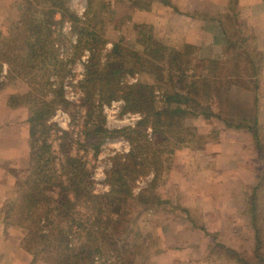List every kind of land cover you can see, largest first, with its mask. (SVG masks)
Masks as SVG:
<instances>
[{
    "label": "rangeland",
    "instance_id": "1",
    "mask_svg": "<svg viewBox=\"0 0 264 264\" xmlns=\"http://www.w3.org/2000/svg\"><path fill=\"white\" fill-rule=\"evenodd\" d=\"M253 1L66 0L65 7L61 10L65 11V17L61 15V11L53 15L57 21L56 37L60 38L57 46L59 45L63 66L51 68L50 73L58 72L63 75L53 87L61 83L64 96L68 101L65 106L58 103L56 110L47 116L48 124L52 126L46 138L48 154L54 157L53 167L59 171L64 163L66 154L61 149L63 143L69 154L78 156L83 161L92 192L96 195L109 192L108 171L121 156L130 153L133 149L126 130L135 127L137 129V124L144 117L141 112L126 110L122 100L105 101L102 104V113L105 118L103 127L111 133L102 135V144L98 152H95L93 148L82 147L81 144L85 139L88 103L80 82L84 79L85 65L90 52L87 48L81 49V47L93 46L101 61L106 62L115 43H120L130 51L142 54L145 45L139 41L146 40L148 36L176 49L183 48L185 42L190 39L191 43L197 41L193 44L199 48L196 52L198 58H212L219 61L221 66L224 64L229 67L226 69L230 73L246 71L248 74L245 75H254L255 72L264 82V59H260V55L264 56L261 52L264 39L256 38L259 24L254 22L258 10L261 9ZM42 6L48 8L46 4ZM42 6L37 0H0V38L5 37L1 42L5 43V51L11 52L17 43L20 44V42L13 44L12 40L8 39L20 17L30 14L33 9L32 17L37 19L41 13H36L35 8H42ZM177 12L184 13L185 18L178 17ZM72 13L77 18L72 17ZM263 13L260 12L257 16ZM80 38L83 39V45L75 48ZM212 39L218 44H215ZM87 40H91L89 45L86 44ZM228 40L237 42L238 48L227 45ZM241 40L245 42L242 43ZM13 55L16 59L18 58L16 52ZM250 59L251 62H249ZM27 61L16 62L15 68L6 62L3 63L0 75L3 83L0 89L1 114L5 113L3 104L5 105L8 101L12 104L9 99L11 93H20V97H17L18 103L29 98V106L32 107L36 105L35 103L47 99L44 90L50 87L48 83L55 78H51L49 82L46 81L43 76L44 67L39 64L40 59L37 60L36 67L28 65ZM199 66L200 69L204 68L203 65ZM152 71V73L137 71L133 74L126 72L123 81L149 82L156 88L157 104H160V100L166 93L178 91L184 95H192L188 85L192 81L193 69L187 70L188 76L184 79L179 78V72L174 73L178 77L174 76L172 79L166 67L162 78L156 70ZM25 74L28 75L26 78H20L26 76ZM17 76L19 78L12 79ZM229 77L230 75L227 76V80ZM240 85L228 91V83L223 82L217 89L221 90L223 99L229 93L231 106L223 109L225 111L223 115L237 118L242 114L252 116V113H258L260 120L258 137L264 141V93L260 94L258 104L254 107L252 102L255 92L242 94L238 89L242 88L244 91V85ZM209 97L207 93H203L196 98L205 107L211 102ZM39 104L43 105L42 102ZM187 108L191 112L197 110L192 103H189ZM200 109L202 112L197 113V117L187 120L188 127H191L187 135L190 140L174 153L166 154L164 162L162 161L163 170L154 188L162 198L161 203L149 211L145 209L148 195L135 199L131 218L124 219V221L128 220V228L131 230L128 237L119 242V247L121 250L122 248L128 250L139 246L133 259L134 264H244L242 260L253 256L255 232L251 215L253 193L251 184L256 181L257 172L238 173L239 170L229 155H239L240 151L242 152L240 155L245 154L248 159H251L254 153H260L256 148L255 138L248 131L247 133L232 132L233 129H230L225 121L216 117V113L221 111L216 105H213L210 110ZM28 110L30 111L29 107ZM29 111L19 112L16 121L22 116L31 115ZM35 130L36 127L28 122V131L25 130L27 141H21L22 150L31 153V156L34 152H32L33 138L38 137ZM141 130L146 134V138L142 139L143 144L149 146L150 143L155 142L150 125L142 126ZM65 132L69 133L66 137H64ZM232 147L241 149L233 152ZM220 149L225 152L220 159V163L224 165L223 169L206 170V162H209L207 158H214ZM260 154L264 156V153ZM210 162L216 165L218 161L210 160ZM257 164L263 166L264 170L263 160ZM254 165L255 163L249 161L248 168ZM28 173L22 174L24 177L21 181L29 176ZM153 179L152 173L137 177L133 181V194L141 195L145 189L151 187ZM63 182H66V179ZM244 184L246 186H243ZM59 191L60 188L56 186L55 190L47 189L46 193L57 197ZM262 207L264 208L263 204ZM76 210L78 213L76 217L90 221L92 209L88 205H79ZM261 219L260 223L264 228V216H261ZM95 235L93 233L94 238ZM124 237L126 234L121 235V239ZM97 241L98 239L95 238L94 245H97ZM24 244L25 251L32 255L25 251L19 254L15 251L7 252L5 247H2L0 256L4 261L7 259V264H10L11 260V264H15L13 257L18 254L15 258L16 264H31L33 250H30L25 242ZM252 260L253 258L250 262H253ZM116 261V257L110 254L109 257L97 258L94 264H116ZM38 264L49 263L39 259Z\"/></svg>",
    "mask_w": 264,
    "mask_h": 264
},
{
    "label": "trees",
    "instance_id": "2",
    "mask_svg": "<svg viewBox=\"0 0 264 264\" xmlns=\"http://www.w3.org/2000/svg\"><path fill=\"white\" fill-rule=\"evenodd\" d=\"M37 1L41 6L46 4L48 8L36 7V13H41L37 19L32 17L33 9L30 14L22 15L15 25V30L8 38L13 44L17 42L20 44L17 43L11 52L5 51V43H1L5 37L0 38V75L5 62L15 68L16 62L28 60V65L36 67L37 60L40 59L39 64L44 67L43 76L46 81L49 82L51 78H55V81L51 79L48 83L50 87L44 90L47 99L46 101L41 100L42 106L39 104L40 101L35 103L34 107L29 106V98L18 103L19 92L11 93L9 97L13 106L24 104L29 107L31 111L29 120L36 127L35 132L38 137L33 138L32 142V152H34L30 158V175L23 179V186L19 189L21 191L18 192L17 197L19 200L9 205L6 218L10 217L17 227L24 230L23 240L29 249L33 250L35 260L42 259L49 264H94L97 258L109 257L113 254L117 260L116 264H134L133 259L139 246L128 250L123 248L121 250L119 247V242L124 241L131 230L128 228V220L124 221V219L131 218L135 199L148 195L145 209L149 211L161 203L162 198L154 188L163 170L162 164L166 154L174 153L176 149L190 140L187 135L191 127H188L187 120L197 117L196 114L202 112L200 108L210 110L213 105H216L221 110L216 113V117L225 121L229 128L248 129L255 137L257 148L264 153V143L262 144L261 138H258L260 134L258 113H252V116L242 114L237 118L225 117L223 109L231 106L229 93L223 99L221 90H217L223 82L228 83V91L234 85L243 84L246 92H255L252 103L256 107L261 96V78L255 72L254 75H245L248 74L246 71L230 73L226 69L229 67L224 64L221 66L219 61L198 58L196 52L199 48L190 41H186L183 48L176 49L148 36L146 40L139 41L145 45L142 54L130 51L120 43H115L113 51L108 55V60L102 62L93 46L81 47L83 39L77 40L75 48H87L90 52L85 65L84 79L80 82L88 103L85 139L81 144L82 147L93 148L95 152H98L102 144V135L111 133L103 127L105 118L102 113V104L105 101L122 100L126 110H135L144 116L137 124V129L135 127L126 130L128 131L127 136L132 141L133 149L130 153L121 156L108 171L107 181L110 184V191L103 195H96L89 188L88 172L80 157L69 154L62 143L61 149L66 155L61 169L57 171L52 165L53 155L48 154L49 147L46 137L52 126L48 124L47 116L56 110L58 103L63 106L68 104L62 84L53 87L63 75L58 72L50 73L51 68L56 69L63 66L59 45L57 46L60 40L56 37L57 21L53 15L65 7L66 0ZM64 13L65 11H61V15L65 17ZM71 16L77 18L73 13ZM90 41L87 40L86 44ZM227 44L238 48L236 42L228 40ZM12 52L18 54L17 59ZM199 65H203L204 68L200 69ZM165 67L169 69L172 79L178 75L179 78H187V70L190 68L194 70L191 74L192 81L188 85L192 95H184L178 91L166 93L160 100V104H157L156 88L149 82L128 83L123 81L126 72L152 73V70H156L161 77ZM176 72L179 74H174ZM25 75L20 78L28 76ZM228 75H230L229 80H227ZM14 78L19 77L12 79ZM2 86L0 76V89ZM203 93H207V97L211 98V102L205 107L196 98ZM26 96L28 97L27 94ZM189 103H192L197 110L191 112L187 108ZM148 125L151 126L155 138V142L153 141L154 143H150L149 146L142 143L146 134L141 130L142 126ZM68 135V132L64 133V137ZM147 141L150 140L147 139ZM151 173L154 176L151 187L145 189L139 196L134 195L133 181L139 176ZM64 179L66 182H63ZM56 186L60 188L57 197L46 193L47 189L53 191ZM152 192L155 193L152 194ZM251 200V215L255 232L253 262H250L251 256L242 262L244 264H264V228L260 223L261 216H264L262 207V204L264 205V176L253 189ZM79 205H88L92 209L89 216L90 221L76 217L78 215L76 209ZM93 233L98 239L97 245H94ZM122 234H126L123 239H121Z\"/></svg>",
    "mask_w": 264,
    "mask_h": 264
},
{
    "label": "crops",
    "instance_id": "3",
    "mask_svg": "<svg viewBox=\"0 0 264 264\" xmlns=\"http://www.w3.org/2000/svg\"><path fill=\"white\" fill-rule=\"evenodd\" d=\"M253 2L257 6H260V9H261V10H258L255 21H254L259 24L257 25L258 30H256L257 33L255 36L257 39H264V13L259 17L257 16L258 13L264 12V0H254ZM196 12L197 11H195V13ZM177 15L180 18H185L186 16L184 15V13H180V12H177ZM187 41H190V39H188ZM212 41L215 44H218V42H216L214 39H212ZM241 41L242 43L245 42V40H241ZM194 42H197V41H193V43ZM261 50H262L261 52L264 54V42L262 44ZM260 57H261L260 59H264L263 58L264 56L260 55ZM207 59H210V58H207ZM234 87L236 86L235 85L232 86L230 90H234ZM238 90L242 94L243 92L247 93L245 89L244 91L242 90V88ZM260 91L261 93H264L263 79L261 80ZM6 104L5 105L3 104V110L5 113L1 114L0 112V251L2 247H5L7 252L15 251L16 253L19 254L25 251V244L23 241L25 234L22 231L23 229L17 227L14 224V222L11 220V218L9 217L7 219L6 216L8 213L9 205L18 202L19 200L17 199L18 192L21 191L19 189L23 186V181H21V178H23L24 175L22 174L29 172L28 174L30 175L31 153L22 150L21 141H25V142L27 141V139H25L27 138L25 136V130L28 131V122L29 124L31 122L29 120L30 115L27 117L22 116L20 120L16 121L17 120L16 116L20 114L19 112H22V110H26V112L29 111L27 105L21 104L15 107L12 104H9V101L6 102ZM1 108L2 106L0 104V109ZM6 113L8 115H5ZM230 129H233L232 132L234 133H237V132L247 133V131L250 132L246 128H230ZM241 130H245V131H241ZM2 141L4 143H2ZM261 142L262 144L264 143L262 139H261ZM232 149H234L233 152H236L240 150L241 148L232 147ZM240 153L242 152L239 151L238 152L239 155L230 154L229 156H231V161H234L233 164L237 166L239 170L238 173L243 172V171L244 172L253 171L252 173L257 172V174H255L256 181L255 182L253 181L251 184V188L254 189L259 184L260 178L264 176L263 166H260L258 164L256 165L257 162H260L261 160L264 161V156H261L260 154L261 152L260 153L256 152L253 155L254 157L252 156L251 159H248V157L245 154L240 155ZM224 154L225 152L222 149H220L217 151V154L214 156V158L208 157L207 159L209 160V162L208 161L206 162L207 163L206 170L208 171L222 170L224 165L220 163V159ZM210 160H214V162L215 161H218V162L216 165H213V162H210ZM249 161H252L253 163H255L254 167L250 169L248 168ZM261 170H263V172L259 173V171ZM243 186H246V185L244 184ZM10 216L12 217V215ZM13 240H17V241L14 242ZM25 252L30 253L28 251H25ZM18 254H16L13 257L14 259L13 261L15 262V264L17 262L15 258ZM11 261H10V264H11ZM38 261L39 260L34 259V255H33V258L31 259L30 263L38 264ZM7 263H8L7 259L4 261V259L0 256V264H7Z\"/></svg>",
    "mask_w": 264,
    "mask_h": 264
}]
</instances>
